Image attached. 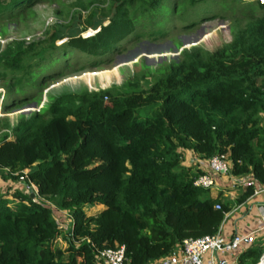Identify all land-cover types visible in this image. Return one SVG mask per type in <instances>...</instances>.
<instances>
[{"label":"trees","instance_id":"1","mask_svg":"<svg viewBox=\"0 0 264 264\" xmlns=\"http://www.w3.org/2000/svg\"><path fill=\"white\" fill-rule=\"evenodd\" d=\"M37 1L0 0V18L34 16ZM41 1L70 9L69 24L56 23L42 40L5 45L0 80L8 93L25 76L28 83L56 40L105 56L133 29L136 5L147 10L160 2L102 0L101 11L94 0ZM247 1L261 13L249 9L243 23L234 19L231 40L213 50L183 48L176 60L134 74L116 93L49 94L38 110L0 120V264H104L100 251L115 245L125 247L123 264H156L184 240L217 233L236 206L247 210L254 191L264 189V2ZM216 17L226 16L201 21ZM88 30L94 34L83 37ZM64 71L43 76L36 92L11 97L4 110L40 103L47 82ZM186 152L205 168L181 165ZM215 155L226 157L227 174L237 178L235 199L194 185L199 175L212 176L208 160ZM247 179L254 184L243 186ZM16 183L36 190L17 192ZM53 205L69 217L67 229ZM85 206L101 208L90 214ZM240 251L237 264H257L264 238Z\"/></svg>","mask_w":264,"mask_h":264},{"label":"rangeland","instance_id":"2","mask_svg":"<svg viewBox=\"0 0 264 264\" xmlns=\"http://www.w3.org/2000/svg\"><path fill=\"white\" fill-rule=\"evenodd\" d=\"M262 1L259 0V2ZM61 2L69 5L72 0ZM249 2L251 1L199 0L191 4L189 0H160L158 5L147 10L136 5L134 8L137 11H132L129 14L133 22V29L105 56L104 54L99 56L86 54L77 48H70L68 45L63 46L62 42L64 43L67 38L58 39L55 42L57 48L48 54L45 60L38 62L31 68L28 74V83L25 86L23 84L26 76L19 80L22 84L20 88L15 86L12 92L8 93L4 88L5 82L0 80V91L3 90V94L0 92V97L3 95V99H0L1 114H9V116L0 115V120L8 119L15 122L19 115H28L30 112L38 110L43 105L42 102L47 101L49 94L56 96L64 93H78L83 90L94 91L107 88H111V91L116 93L118 91L116 87L124 84L134 74L140 75V73L148 70L152 72L160 65L176 60L183 48L201 46L207 50H213L231 40V26L234 19H239L243 23L241 16L249 9L253 10L255 16L261 13L262 10L257 7L256 3L250 4ZM93 3L99 5L101 11L106 8L102 0H94ZM62 7L56 2L40 0L32 7L34 16L23 14L19 17L0 18V34L4 31V36L0 37V51L10 41L22 40L28 44L42 40L47 38L48 29L55 26L56 23L69 24L67 16L70 9L67 10V8ZM59 8L64 9L63 13H56ZM83 15L85 16V13ZM211 15L226 17L225 19L216 17L201 21L203 17ZM194 22L196 25L185 27ZM70 31L72 30L70 29ZM70 31L67 32L70 33ZM137 35L140 36V39L134 40ZM206 35L208 36L204 38ZM47 45V41L41 44L42 47ZM179 45L182 46L180 49L178 48ZM38 47L40 48V46ZM49 50L47 49L46 52ZM107 58H110V61L104 62ZM92 61L101 63L97 67L89 68L87 65ZM81 65L88 68L80 70ZM59 70H65L64 76L47 82L42 91L40 103L37 104L36 100H30L22 107L4 110L3 106L10 102L11 97L31 95L36 92L43 76ZM14 90L18 91L14 92ZM24 110H28V112H24ZM192 156L191 152H186L181 165L198 164L200 160L194 159ZM211 174L216 184L222 183L227 186L229 191L235 189L238 193L239 188L231 187L236 182V177L229 174ZM214 188L215 186L212 187V192H215ZM13 189L21 193L36 190L33 186L28 189V186L18 183L13 184ZM100 208L101 206H85V210L89 211L90 214ZM54 211L57 221L64 227V230L67 229L70 224H68L69 217L66 212L56 208ZM59 245L64 246L61 239H59Z\"/></svg>","mask_w":264,"mask_h":264},{"label":"built area","instance_id":"3","mask_svg":"<svg viewBox=\"0 0 264 264\" xmlns=\"http://www.w3.org/2000/svg\"><path fill=\"white\" fill-rule=\"evenodd\" d=\"M262 2H264V0ZM88 31L83 34V37H89L94 34V31ZM0 92L3 94V90ZM2 96L0 97L1 100L3 99ZM42 103H44V101ZM0 115L9 116V114H1V107ZM208 167L212 173L218 175H226L229 170V164L224 155L212 156L208 160ZM241 183L243 186L254 184V182L251 180ZM194 185L197 187L210 189L216 186V182L209 174H202L194 180ZM237 185L238 183L235 182L231 187H237ZM262 192H264V189H256L253 193V196H256ZM216 208L220 207L216 205ZM254 239V232H250L248 234L236 233L232 235L231 238L225 239L221 235L220 228L219 231L213 235H206L200 238L184 240L177 250L156 264H229L224 256H231L234 252L241 250L245 245L251 244ZM99 256L103 262H105V264H123L125 260V247L124 245H115L113 248L103 249L100 251ZM204 256L208 257L206 262L203 260ZM259 262L264 264V252L260 257Z\"/></svg>","mask_w":264,"mask_h":264},{"label":"crops","instance_id":"4","mask_svg":"<svg viewBox=\"0 0 264 264\" xmlns=\"http://www.w3.org/2000/svg\"><path fill=\"white\" fill-rule=\"evenodd\" d=\"M198 164H200L199 166L201 168H205L206 166H203V162L201 161H198ZM214 189L215 192H212V188H210L213 194L221 190L231 199H235L237 194V190L229 191L227 186L222 183L220 185L216 184ZM247 204H249L247 210L243 211L242 205H238L227 215L228 220L221 227V235L223 238L229 239L236 233L248 234L250 232H254L255 237L264 238V192L252 196ZM239 252L241 251H236L231 256H224V258L229 264H237ZM207 259L208 257L204 256V262Z\"/></svg>","mask_w":264,"mask_h":264},{"label":"water","instance_id":"5","mask_svg":"<svg viewBox=\"0 0 264 264\" xmlns=\"http://www.w3.org/2000/svg\"><path fill=\"white\" fill-rule=\"evenodd\" d=\"M134 57V56H133ZM24 112H28V110H24ZM33 194H31L32 196ZM258 264H263L262 262H259Z\"/></svg>","mask_w":264,"mask_h":264}]
</instances>
